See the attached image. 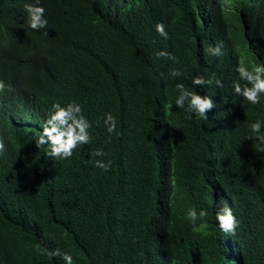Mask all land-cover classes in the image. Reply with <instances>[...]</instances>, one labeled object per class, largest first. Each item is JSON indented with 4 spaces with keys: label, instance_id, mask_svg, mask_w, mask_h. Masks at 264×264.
Instances as JSON below:
<instances>
[{
    "label": "trees",
    "instance_id": "1",
    "mask_svg": "<svg viewBox=\"0 0 264 264\" xmlns=\"http://www.w3.org/2000/svg\"><path fill=\"white\" fill-rule=\"evenodd\" d=\"M35 3L0 0V264H64L57 248L74 264H264V145L247 139L264 95L233 92L238 61L264 64V0H39V31L24 11ZM217 44L222 56L206 54ZM197 76L223 87L196 88ZM177 83L213 99L208 119L174 105ZM71 101L92 141L54 160L35 140L51 105ZM225 203L233 236L215 221ZM192 207L206 222L188 221Z\"/></svg>",
    "mask_w": 264,
    "mask_h": 264
},
{
    "label": "clouds",
    "instance_id": "2",
    "mask_svg": "<svg viewBox=\"0 0 264 264\" xmlns=\"http://www.w3.org/2000/svg\"><path fill=\"white\" fill-rule=\"evenodd\" d=\"M24 11L27 13L28 26L35 31L46 29L48 21L45 18V8L39 5V0L35 4H25ZM156 32L168 38V32L165 30L163 23L156 25ZM223 45L217 44L214 47L205 49L206 54L212 56L223 55ZM158 57H166L172 60L173 63H179V59L167 52L157 53ZM234 71L237 73V78L233 81L234 95L241 97L250 104L256 105L260 103L261 96L264 95V64L249 65L243 60L238 61ZM172 77H179L182 73L178 69L170 71ZM215 84L217 87H223L220 79L208 78L203 76L193 77L191 85L196 88H203ZM176 90L179 95L175 99L174 105L178 109H183L188 118L193 116L198 120L208 119V113L216 107L213 99L208 95L201 96L197 92L188 90L183 83L176 84ZM6 90L4 81L0 80V93ZM104 125L109 134L107 143H111V136L117 134V121L111 113H107L104 118ZM99 121H97V124ZM93 127L83 115L82 106L76 101L68 102L66 105L61 103H53L46 114V119L40 125L42 131L35 143L38 148H46L45 155L54 160L70 159L77 147L90 144L92 136L89 129ZM264 119H258L250 124L249 135L247 139L258 142L264 145ZM5 151V144L0 138V154ZM264 152V148H261ZM93 157H102L105 155L102 149L95 150L90 153ZM91 163L107 172L111 168V161L104 162L102 160H92ZM209 215L206 208H201L199 211L192 207L188 209L186 217L192 225H196L197 221L206 222L205 218ZM215 221L218 228L225 235H235L238 227V221L233 214L232 208L225 203L223 206H218L215 213ZM39 247V245H38ZM48 251V250H45ZM52 257H60L64 264H74L73 256L67 252H62L59 248L48 251Z\"/></svg>",
    "mask_w": 264,
    "mask_h": 264
}]
</instances>
